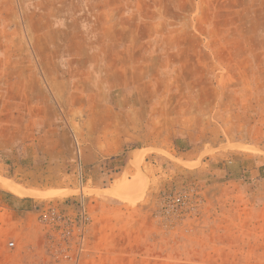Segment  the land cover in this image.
<instances>
[{"label":"rangeland","instance_id":"1","mask_svg":"<svg viewBox=\"0 0 264 264\" xmlns=\"http://www.w3.org/2000/svg\"><path fill=\"white\" fill-rule=\"evenodd\" d=\"M0 264H264V0H0Z\"/></svg>","mask_w":264,"mask_h":264},{"label":"bare ground","instance_id":"2","mask_svg":"<svg viewBox=\"0 0 264 264\" xmlns=\"http://www.w3.org/2000/svg\"><path fill=\"white\" fill-rule=\"evenodd\" d=\"M10 187H11L12 191H13L14 193H16V194H24V195H25V194H28L26 191L20 189L19 187L15 186V185H10ZM116 194H117L118 196H123L124 193L122 194V193L116 192Z\"/></svg>","mask_w":264,"mask_h":264},{"label":"built area","instance_id":"3","mask_svg":"<svg viewBox=\"0 0 264 264\" xmlns=\"http://www.w3.org/2000/svg\"><path fill=\"white\" fill-rule=\"evenodd\" d=\"M84 210H85V209H84ZM10 244H11V246H14V242H11Z\"/></svg>","mask_w":264,"mask_h":264}]
</instances>
